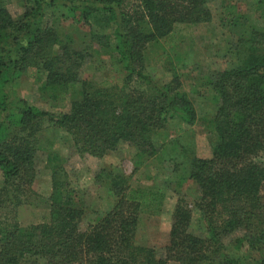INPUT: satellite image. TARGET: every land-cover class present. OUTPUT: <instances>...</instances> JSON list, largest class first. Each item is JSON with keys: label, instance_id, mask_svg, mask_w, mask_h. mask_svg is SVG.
I'll use <instances>...</instances> for the list:
<instances>
[{"label": "trees", "instance_id": "trees-1", "mask_svg": "<svg viewBox=\"0 0 264 264\" xmlns=\"http://www.w3.org/2000/svg\"><path fill=\"white\" fill-rule=\"evenodd\" d=\"M125 1L29 0L16 17L0 4V210L27 203L33 193L44 121L65 130L79 156L98 158L120 143L133 146L139 157H155L158 131L170 121L180 127L195 123L196 110L178 72L157 80L144 72L143 62L146 46L170 36L175 24L210 21L207 0H138L128 9ZM253 11L256 20L239 38L244 51L206 77L218 101L215 141L209 158L190 160L187 176L199 191L194 208L205 220L206 235L188 230L192 212L178 200L161 253L137 245L140 213H156L164 193L130 186L123 173L105 169L95 178H107L115 202L86 222L67 172L59 168L52 173L45 221L21 226L0 219V264H264V25L256 24L264 23V0ZM56 17L87 27L82 48L57 32L51 22ZM222 21L235 25L231 12ZM94 48L103 49L118 68L116 83L95 86L80 77ZM22 73L41 75L42 88L60 98V105L68 102L67 111L10 101L7 87ZM75 85L79 90L71 97Z\"/></svg>", "mask_w": 264, "mask_h": 264}, {"label": "rangeland", "instance_id": "rangeland-1", "mask_svg": "<svg viewBox=\"0 0 264 264\" xmlns=\"http://www.w3.org/2000/svg\"><path fill=\"white\" fill-rule=\"evenodd\" d=\"M29 0H0L12 16L23 11ZM138 0H126L122 7L128 9ZM257 0H207L211 20L196 25L175 24L170 36L146 46L144 52V72L157 80H168L175 69L180 77L182 89L192 100L197 119L191 126H179L170 121L164 130L154 138L159 146L157 156L139 157L136 149L120 143L118 147L103 157L79 156L74 152L70 135L63 129L42 123L38 133L39 148L35 158L36 177L32 183L33 193L27 203L15 208L4 207L0 219L15 220L21 226L45 221L48 216L47 197L51 192V177L55 169L67 172V180L74 188L84 210V221L92 222L103 215L114 204L115 198L108 188V180L102 176L99 182L95 174L101 169L121 172L129 179L130 186H140L164 193V200L156 213L143 211L139 215L134 241L137 245L151 247L161 253L168 243L169 228L173 210L178 200H183L191 209L192 218L188 230L195 235H206L205 220L194 208L199 199V191L192 180L187 178L192 158H209L215 141L212 120L217 107V99L205 85L206 77L213 70H223L236 60V52L244 51L239 38L244 29L254 23L256 13L253 4ZM233 13L235 25L222 21L225 13ZM51 18L50 11L45 15ZM53 26L60 35L73 37L77 48H82L88 38L85 25L52 18ZM257 26L264 25L256 22ZM99 30V29H98ZM109 32V30H104ZM92 56L84 64L80 77L91 85L99 86L117 82L118 69L109 55L100 48L91 50ZM42 76H28L22 73L8 87L10 101L26 100L40 110L50 113L67 111L68 102L60 105V98L54 99L48 90L42 88ZM142 82H133L141 86ZM78 86L68 94L75 97ZM10 129V127H9ZM264 159V157H262ZM2 177L0 174V185Z\"/></svg>", "mask_w": 264, "mask_h": 264}]
</instances>
